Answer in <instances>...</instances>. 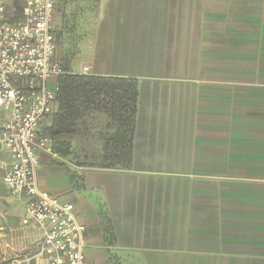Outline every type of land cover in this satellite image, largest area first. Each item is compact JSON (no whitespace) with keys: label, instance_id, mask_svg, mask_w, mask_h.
<instances>
[{"label":"crops","instance_id":"crops-1","mask_svg":"<svg viewBox=\"0 0 264 264\" xmlns=\"http://www.w3.org/2000/svg\"><path fill=\"white\" fill-rule=\"evenodd\" d=\"M54 24L69 68L139 82L131 168L66 197L87 263L264 264V0H57Z\"/></svg>","mask_w":264,"mask_h":264},{"label":"built area","instance_id":"built-area-1","mask_svg":"<svg viewBox=\"0 0 264 264\" xmlns=\"http://www.w3.org/2000/svg\"><path fill=\"white\" fill-rule=\"evenodd\" d=\"M56 2L0 0V172L11 194L24 199L21 224L41 234L44 264H88L87 226L75 204L38 183L42 155L62 159L46 130L58 107L57 79L65 74L57 57ZM80 74L91 75V68Z\"/></svg>","mask_w":264,"mask_h":264},{"label":"trees","instance_id":"trees-1","mask_svg":"<svg viewBox=\"0 0 264 264\" xmlns=\"http://www.w3.org/2000/svg\"><path fill=\"white\" fill-rule=\"evenodd\" d=\"M57 84L58 107L48 118L46 127L54 139L55 152L62 159L71 158L79 169H130L134 156L138 80L83 75L65 69Z\"/></svg>","mask_w":264,"mask_h":264},{"label":"rangeland","instance_id":"rangeland-1","mask_svg":"<svg viewBox=\"0 0 264 264\" xmlns=\"http://www.w3.org/2000/svg\"><path fill=\"white\" fill-rule=\"evenodd\" d=\"M61 55L62 57L59 56V59H61L62 67L74 73L81 71L82 56H73L69 68L63 52ZM52 166L62 168L68 176L70 184H63L62 178L49 179L54 173L49 168L39 170L40 181L48 185L50 193L68 198L84 184L83 173H79L81 171L74 165L71 158L58 160L52 163ZM54 176H56L55 173ZM58 176L60 177V174ZM23 204L24 199L15 198L0 178V264H18L19 262L36 264L39 258L41 247L38 233L21 224Z\"/></svg>","mask_w":264,"mask_h":264}]
</instances>
